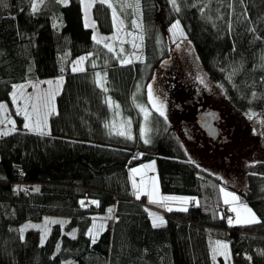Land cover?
Returning a JSON list of instances; mask_svg holds the SVG:
<instances>
[{
  "label": "trees",
  "instance_id": "obj_1",
  "mask_svg": "<svg viewBox=\"0 0 264 264\" xmlns=\"http://www.w3.org/2000/svg\"><path fill=\"white\" fill-rule=\"evenodd\" d=\"M111 2L139 45L130 64L121 65L94 42L80 0H0V102H9L15 84L63 77L50 135L16 130L0 136V264H226L212 255L217 240L229 245L228 264H264V162L249 164L245 186L233 189L260 223L229 226L217 215L222 209L232 217L221 181L188 160L175 128L153 111L145 143L140 111L155 74L172 100L179 97L176 73L160 66L172 44L183 40L170 39L169 28L179 20L229 104L261 118L264 149V0H203L197 7L191 6L196 0H178L179 13L168 0H139V10L135 0ZM92 17L100 33L115 32L113 7L97 2ZM80 56H89L85 70L72 72ZM98 71L106 92L97 84ZM187 110L194 125L197 114ZM117 122L131 139L117 134ZM135 150L139 158L133 160ZM152 160L161 194L188 196L187 211L159 210L133 198L129 171ZM152 212L163 216V225L153 227ZM45 216L65 221L53 224L42 243L37 230L20 231ZM100 223L104 228L93 243L91 230Z\"/></svg>",
  "mask_w": 264,
  "mask_h": 264
},
{
  "label": "rangeland",
  "instance_id": "obj_2",
  "mask_svg": "<svg viewBox=\"0 0 264 264\" xmlns=\"http://www.w3.org/2000/svg\"><path fill=\"white\" fill-rule=\"evenodd\" d=\"M128 34L129 33L126 34L129 37L128 43L132 46L135 36L134 34ZM171 34V40H175V38L180 35L178 31L175 33L172 32ZM170 49V56L163 58L160 62V66L167 67V69L176 73V81L179 85L180 94L178 98H175L176 100H172L169 93L164 91V93H167L165 95L168 98L169 103L167 107L166 101L163 103L168 122L175 128L177 138L180 140L188 160L195 163L206 174L218 178L221 181L220 190L223 189L224 191L233 193L237 196L233 189L245 186L247 166L256 162H264V149L262 148L261 143L262 120L257 116L255 110L251 109L245 112H240L229 104L225 93L207 75L188 40L183 39L181 42L174 43ZM155 76H157V74H155ZM201 76L204 77L203 84L199 81V77ZM155 78L151 79V85L154 84L158 89H161L156 81L157 78ZM47 82L51 83L49 84ZM62 83L63 77H57L53 79L15 84L9 102H0V104H5L7 106L6 110H0V120L5 121V123L0 124V131L12 129L13 124L8 122L11 120L15 122L16 130L37 133L29 131L23 127L25 123L23 114L24 110L25 108L27 109V112L32 116V122L34 123L36 120V114L33 113V104H36L40 109L41 115L44 111L41 107L44 101L43 99H37V97L54 96V99L50 100V104L55 107L56 112V96L61 90ZM97 84L99 87L102 85L101 88H105L104 80L102 82L99 81V83L97 81ZM20 85H23V88L17 87ZM13 94H15L16 97L15 103H13ZM188 108H191L195 115L212 108L220 110L226 121H221L218 124L221 137L216 141L208 139L195 125L187 122L192 116V114L188 112ZM17 109L21 110L20 115H17ZM147 109L151 112V109ZM250 114L252 118H249ZM50 116L51 114L47 118V126L44 129L48 133L46 135L51 134L49 129ZM18 118H21V124H18ZM225 123H229V127H227ZM116 126V128H122L120 122H117ZM142 127L145 128V136L143 138L147 139L150 131L149 119L146 123L143 112L141 128ZM142 166L146 170H152L155 168V162L153 160L148 161ZM132 169L130 170L131 173ZM140 169H142L141 166L138 170ZM131 180L133 181L132 178ZM221 194L224 203V193L221 191ZM170 197L184 196L172 195ZM227 199L229 200V204L224 203V205L228 211L230 207L236 209L235 212L229 211L233 219L232 226L247 225L243 223L244 219L248 216L243 205L248 206V204L241 202L239 199L238 201H232L230 196L227 197ZM248 208L250 207L248 206ZM237 214H239L240 220L242 221L240 224L235 223ZM157 216L163 218V216H159L153 212L151 213V217L156 218ZM62 221H65V219L58 216H45L40 221L25 223L21 229H24V231L27 229L37 230L39 233V243H42L47 237L51 226L55 223H62ZM104 222L106 224L108 223L106 220H104ZM156 224L158 225V223ZM24 231L22 233H24ZM217 242L227 245V248L218 249V246L214 244L212 255L214 258L216 256H221L225 260V263L228 264V259L230 258L229 245L223 240L215 241V243Z\"/></svg>",
  "mask_w": 264,
  "mask_h": 264
},
{
  "label": "crops",
  "instance_id": "obj_3",
  "mask_svg": "<svg viewBox=\"0 0 264 264\" xmlns=\"http://www.w3.org/2000/svg\"><path fill=\"white\" fill-rule=\"evenodd\" d=\"M80 2H81V8H82L83 23H84L86 28L91 29L92 39H93V37H96V39H93L94 42L99 43V44H104L105 46L109 45V44L112 45L114 52H111V53H113V54L114 53L120 54L121 53L120 50L123 49V52H122L123 54L121 55L120 58L121 59H130L133 62L135 60V56L132 52L133 46H130L128 43L129 37L126 35L128 33V30L126 29L127 28L126 20H125L124 16L121 14V12L116 10L115 5L111 2V0H108V3H105V4L108 5L110 3L112 5L113 9H115V13L119 18V20L116 21V23L114 24L115 32L112 34L100 33L99 30L97 29L96 23L92 17L93 5L97 2H99V0H80ZM121 20L123 21V27L122 28L125 29V32L123 34H122V28L119 24V21H121ZM107 38H111V39H107ZM123 44H125L126 46H124ZM125 47L127 48V52H128L127 56L125 55ZM107 50H108V48H107ZM81 57H84L87 59L89 56H80L78 58H75L70 64V70L72 72H82L79 70L80 68H83L85 70L86 59H84L79 64L77 63L78 61H80ZM74 67L77 68L76 71H73ZM161 67H164V66H161ZM97 73H99V77H97ZM155 77H153V78L156 79L159 87L163 91L161 89H158V87L153 84L152 85L153 92L156 95V98H158V101H162L163 103L166 101V107H167L169 104L168 98L165 95L167 93H164V91L165 92H167V91H166L165 87L162 85V83L160 82L158 76H155ZM96 78L98 81L102 82L104 80L102 72H100V71L96 72ZM149 84H151V82H149L148 85ZM146 97H147V99H146L147 105H145L144 107H147V108L151 109V111H152L153 106H152V104L149 103L147 92H146ZM153 112H155V111L153 110ZM167 121H168V118H167ZM116 127L117 126L114 125V128L117 132L124 130L123 125H122L121 129L116 128ZM138 168H140V166L135 167L133 169H138ZM141 168L142 169H140L136 172L132 171V173H131L129 171V181H130V186L132 189L133 198L137 199L136 194L138 193L139 199L145 200V202L148 203L149 206L156 208V209H159V210L168 211V212H169L168 209H171V211H177V210H180L182 208L188 207V204L190 203L191 199L186 197V196H184V197H171V198H177V199H168V200L163 199L165 197H170V196L161 194V192L158 188L155 168H153L152 170H146L142 165H141ZM131 178L133 179V181L131 180ZM150 198L153 201L152 203H149ZM180 198H188L189 202L184 203L183 200ZM150 218H151V221L153 224V220L155 219V217H150ZM156 223H158V226H161L164 223V219H162V221L156 220ZM103 228H104V224L100 223V225L97 227V229H95L94 231L91 230L92 239L96 238L97 235L103 230ZM215 244H216V246H218L217 243H215Z\"/></svg>",
  "mask_w": 264,
  "mask_h": 264
},
{
  "label": "snow or ice",
  "instance_id": "obj_4",
  "mask_svg": "<svg viewBox=\"0 0 264 264\" xmlns=\"http://www.w3.org/2000/svg\"><path fill=\"white\" fill-rule=\"evenodd\" d=\"M60 2H63V3H67V0H60ZM99 2L101 4H105V3H108V0H99ZM203 0H196V3H193L191 6L192 7H197V5L199 3H202ZM208 2L210 3L211 0H208ZM241 2H243V0H241ZM39 3H43V0H39ZM168 3L171 5V8L174 12H177L179 13L181 11L180 9V5L178 3V0H168ZM127 7H132L133 5L131 3H126ZM208 5L207 3L204 4V7H201L199 9L201 15L203 16V13H204V8H206ZM36 7L37 5L36 4H33V10L35 11L36 10ZM108 7H112V5L109 3L108 4ZM135 7L137 8V10H139V0H135ZM229 7H231V5H229ZM247 14L245 13V16ZM207 19H210V17H206ZM113 20H114V24L116 23V21L119 20L118 16L116 15L115 13V9H113ZM133 26L137 29H140L142 30L143 28V25L142 23H138L136 20H134L133 22ZM119 24L121 26V28L123 27V21H119ZM229 29H231V24H229ZM250 31L252 32H255V29L252 28V29H249ZM176 31H178L182 37V39H187L186 35H184L183 33V29L181 28V25H180V21L179 20H176L169 28V32H173L175 33ZM128 35H131V33H129ZM93 39H96V37H93ZM107 39H111V38H107ZM138 39L141 41H143V35L141 34ZM106 47L108 48V51L109 52H114V49L112 47V45H106ZM133 47H136L138 48L139 45H136V44H133ZM121 53L123 52V49L120 50ZM115 55H117V58L119 59L120 61V64L121 65H126V64H130L132 61L130 59H120L119 57V54L117 53H114ZM84 59V57H81L80 58V61H78L77 63L79 64L80 62H82ZM137 59H139V57H137ZM93 67H95V64H93ZM77 68H73V71H76ZM80 71H83L84 69L83 68H80L79 69ZM97 77H99V73H97ZM199 81L200 83H204V77H199ZM47 83H51V82H47ZM99 83V81H98ZM102 87V85H100ZM19 88H23V85H20V86H17ZM103 90L106 92L107 89L106 88H103ZM147 93H148V100H149V103L152 104L153 106V110L160 116V117H163L165 120H167V116H166V110H165V106L163 104L162 101H158L157 98H156V95L154 94L153 92V89H152V85L149 84L147 86ZM252 96L253 98H256V93L253 92L252 93ZM13 103H15V100H16V97H15V94H13ZM37 99H43V104L41 105V107L44 109L42 115H41V112H40V109L37 107L36 104H33L32 106V109H33V113L36 114V120L35 122L33 123L32 122V116L27 112V109L25 108L24 110V119H25V123L23 125V127L25 129H28L29 131H34V132H37L39 135H46L48 134L44 129L46 128L47 124V118L50 114H52L53 112H55V107L53 105L50 104V100L51 99H54V96H51V97H37ZM106 103H109V106L111 107V103H110V98H106ZM6 105L5 104H0V110H6ZM118 107V106H117ZM140 111L144 113V119H145V122L147 123L148 121V118L149 116L151 115V112L148 111L147 108L143 107V106H140ZM21 114V110L20 109H17V115H20ZM249 118H252L251 114L249 115ZM9 123H12L13 124V127L12 129L10 130H4V131H0V136H6V135H9L11 134L12 132H15L16 131V128H15V122L14 121H11L9 120L8 121ZM2 123H5L4 120H0V124ZM129 125H130V121L127 122ZM106 128L109 127V125H105ZM118 135H121V136H125L126 138L128 139H131V134H130V131H128L127 129L125 130H121L117 133ZM145 136V128L142 127L141 128V137L143 138ZM144 142L145 143H149L150 140L149 139H144ZM133 172H136L138 171V169H133L132 170ZM37 191L39 189H36ZM221 191L224 193V203L225 204H229V200L227 199V197H231L232 198V201H238L239 197H237L235 194L233 193H229V192H226L224 191L223 189H221ZM137 199H139V194L137 193ZM165 200H168V199H177V198H171V197H165L163 198ZM183 200L184 203H188L189 202V199L188 198H180ZM153 201L151 200V198L149 199V203H152ZM83 204V202H81ZM195 206H199V202L197 201L195 203ZM245 211L248 213V216L244 219L243 223L244 224H252V223H260V220L259 218L255 215L254 212H252V209L248 208L247 205H243ZM169 211H171V209H168ZM182 211H187V208H182L180 209ZM111 211V210H109ZM229 211H233L235 212L236 209L235 208H229ZM151 215V213H150ZM223 218V217H222ZM156 220H161L162 221V218L161 217H156L154 220H153V227H157L158 225L156 224ZM228 224L229 226H232L233 225V219L232 217H228ZM235 223L237 224H240L242 223V221L240 220V217H239V214H237V218H236V221ZM21 232L24 231V229H21L20 230ZM95 242V240L93 239V243ZM217 245H218V249L219 248H223V249H226L227 248V245H223V244H220L219 242H217ZM261 255H264V252L260 253ZM249 259H251L249 257Z\"/></svg>",
  "mask_w": 264,
  "mask_h": 264
},
{
  "label": "water",
  "instance_id": "obj_5",
  "mask_svg": "<svg viewBox=\"0 0 264 264\" xmlns=\"http://www.w3.org/2000/svg\"><path fill=\"white\" fill-rule=\"evenodd\" d=\"M223 119L222 113L216 108L199 113L194 119V125L208 138L216 141L220 137L218 124Z\"/></svg>",
  "mask_w": 264,
  "mask_h": 264
},
{
  "label": "built area",
  "instance_id": "obj_6",
  "mask_svg": "<svg viewBox=\"0 0 264 264\" xmlns=\"http://www.w3.org/2000/svg\"><path fill=\"white\" fill-rule=\"evenodd\" d=\"M131 158H132L133 160L138 159V158H139V153H138V151H136V150L133 151ZM217 215H218L220 218L223 217L225 220H228V217H230V215H229L228 213L223 212L222 209H217ZM111 225H112V223L109 224L110 227H111Z\"/></svg>",
  "mask_w": 264,
  "mask_h": 264
},
{
  "label": "flooded vegetation",
  "instance_id": "obj_7",
  "mask_svg": "<svg viewBox=\"0 0 264 264\" xmlns=\"http://www.w3.org/2000/svg\"><path fill=\"white\" fill-rule=\"evenodd\" d=\"M222 122H226L225 120H224V118L221 120ZM225 125H226V123H225ZM226 127V126H225ZM220 137H221V134H220Z\"/></svg>",
  "mask_w": 264,
  "mask_h": 264
}]
</instances>
